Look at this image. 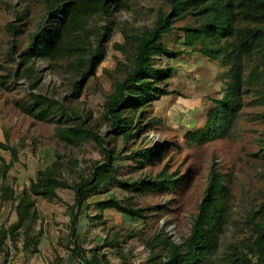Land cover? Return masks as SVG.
Segmentation results:
<instances>
[{
  "label": "trees",
  "instance_id": "trees-1",
  "mask_svg": "<svg viewBox=\"0 0 264 264\" xmlns=\"http://www.w3.org/2000/svg\"><path fill=\"white\" fill-rule=\"evenodd\" d=\"M166 8H160L153 26L134 33L124 31V43L115 42L116 49L130 52V66L122 80L114 82V89L106 98L103 116L109 123L106 137L87 125L83 117L71 125L76 113H69L65 105H60L57 113L54 101L43 95L31 93L29 102L18 107L36 120L57 124L56 136L69 146L93 140L99 147L101 160L95 161L86 174L78 175L74 184L65 177L66 165L73 160L56 159L47 167L39 169L36 177L21 192L8 183V173L19 161V149L0 139V149L10 154V160L1 158L0 164V202L12 203L17 219L9 225L0 224V253L2 264H8L11 248L21 251L38 252L44 236L40 223L36 198L48 201H63L62 189L74 191V202L68 205L71 213V237H77V225L83 210L94 207L96 215H89L91 226L106 224L103 212L113 209L131 219L147 222L156 206L141 207L136 200L147 195L171 193L188 183V173H172L165 166L155 176L136 179L118 177L121 170L122 152L131 150L129 159L140 166H151L161 162L170 149V142L157 146H140L121 150L112 147L113 142L122 139L126 144L140 137L145 131L158 124V117L149 113V108L163 96L176 91L169 88L176 69L173 66H160L155 62L158 57L179 58L189 52H197L211 60L218 61L227 70L222 73L223 91L220 98H214L213 106L206 114L204 126L189 130L184 138L188 145H205L212 141L231 138L240 112L245 106L244 97L253 93L252 102L264 106V0H160ZM46 16L38 29L31 35L29 44L22 50L14 47L9 55H17L21 77L31 78L34 74V61H68L69 72L81 79L73 85V98L82 94V86L94 76L98 67L106 60L107 46L113 36L116 11L122 10L127 0H43ZM59 15L60 18H57ZM104 17L99 31L91 28V20ZM27 14L19 16L25 20L21 25L7 24L12 36L24 33L21 26L26 25ZM186 21L178 27L176 23ZM181 30L183 48L169 47L165 35ZM94 37V39H93ZM1 78V76H0ZM0 85L8 90L14 87L7 80ZM34 88V84H32ZM264 119V113L260 115ZM264 160V148L251 154ZM226 175L210 169L204 194L194 215L190 233L177 244L173 238L162 231L150 237L146 245L151 255L145 264H214L221 236L230 221L231 189ZM113 191L104 198L87 203L105 186ZM257 236L247 250L234 252V264H264V204L247 215ZM135 233V232H134ZM131 236L142 232L136 231ZM22 239L21 248L18 246ZM108 242L91 255H87L78 243L72 250L83 264H103L106 257L98 253ZM161 248L162 251H156ZM98 250V252H97ZM106 256V255H105Z\"/></svg>",
  "mask_w": 264,
  "mask_h": 264
},
{
  "label": "rangeland",
  "instance_id": "rangeland-1",
  "mask_svg": "<svg viewBox=\"0 0 264 264\" xmlns=\"http://www.w3.org/2000/svg\"><path fill=\"white\" fill-rule=\"evenodd\" d=\"M160 8L168 9L160 0H127L122 10L116 11L106 60L82 86L81 96L73 98V85L81 77L66 70L68 61L36 59L32 77L18 79L23 72L21 67L18 68L19 58L9 55L12 47L22 50L29 44L31 35L46 16L43 0H0V81L7 80L8 85L14 87L8 90L0 85V139L19 149V161L9 171L7 180L17 192L28 186L37 171L49 166L57 154L63 155L65 161L73 160L65 168V177L72 184L78 175L89 173L93 163L102 159L100 149L92 139L79 146L66 145L56 136L57 124L28 116L18 104L29 102L31 93L43 95L54 101L57 113L62 112L60 105H65L69 113H76V116L71 115L74 118L71 125L83 117L87 125L106 137L109 128L103 116L106 98L113 92L114 82L125 77L130 66L129 56L132 55L131 51L124 53L116 49L114 43L125 42L124 31L135 33L136 30L150 29ZM24 13L27 14L26 25L21 26L24 33L12 36L7 24H23L25 20H20L19 16ZM185 23L182 20L176 26L181 27ZM103 24H108L104 17L96 16L91 20L94 31H99ZM163 42L172 48H183L181 30L165 35ZM155 62L160 66L175 67L176 73L169 79V88L176 92L163 96L149 108V113L158 117V124L127 144L120 138L112 143V147L119 151L125 146L135 149L170 142V149L161 162L151 166L138 165L127 158L131 150L123 151L118 177H153L166 166L170 173L175 170H179V174L188 173V183L171 193L147 195L136 200L141 207H157L147 222L107 209L103 212L106 224L94 227L88 217L96 215L97 210L94 207L83 210L76 238L70 236L71 213L68 209V205L74 202V191L60 190L62 202L36 198L41 219L39 225L43 224L44 228L39 251L34 253L11 248L8 264H83L72 252L75 243L91 255L97 246L112 241V245L104 246L99 252L97 250L101 257H106L103 264H145L151 255L146 245L150 237L165 231L180 244L190 233L213 164L230 180L231 189L230 221L221 236L213 262L234 264V252L252 246V237L255 238L257 233L247 223V215L264 204V160L251 154L264 148V119L260 116L264 113V106L252 102L253 93L246 94L245 106L231 138L190 146L184 138L185 133L204 126L207 111L214 105L212 99L222 96L221 75L227 69L218 61L197 52H189L176 59L158 57ZM17 72L19 75L16 76ZM195 103L199 104L197 109L192 108ZM1 158L9 161V152L0 149V164ZM113 191L120 193L107 185L87 203L104 198ZM16 218L13 204L0 202V224L9 225ZM138 230L142 232L140 235L130 237ZM18 246L21 248L22 239ZM156 251L161 252L162 249ZM2 260L3 254L0 253V264Z\"/></svg>",
  "mask_w": 264,
  "mask_h": 264
},
{
  "label": "crops",
  "instance_id": "crops-1",
  "mask_svg": "<svg viewBox=\"0 0 264 264\" xmlns=\"http://www.w3.org/2000/svg\"><path fill=\"white\" fill-rule=\"evenodd\" d=\"M195 98H196V97H195ZM198 105H199V104H196V103H195V104H194V107L192 106V108L197 109V108L199 107ZM16 219H17V218H16ZM16 219H15V220H16Z\"/></svg>",
  "mask_w": 264,
  "mask_h": 264
}]
</instances>
